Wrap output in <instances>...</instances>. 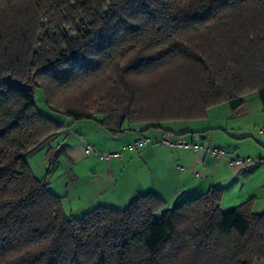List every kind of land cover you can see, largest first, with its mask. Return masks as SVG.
I'll return each mask as SVG.
<instances>
[{"label":"trees","instance_id":"16d2710c","mask_svg":"<svg viewBox=\"0 0 264 264\" xmlns=\"http://www.w3.org/2000/svg\"><path fill=\"white\" fill-rule=\"evenodd\" d=\"M37 91L50 111L112 135L221 103L237 115L251 93L264 107V0H0V264L264 262V212L250 199L222 210L217 188L169 208L145 193L67 214L46 182L64 126ZM47 140L39 179L25 155Z\"/></svg>","mask_w":264,"mask_h":264},{"label":"crops","instance_id":"0c3cea01","mask_svg":"<svg viewBox=\"0 0 264 264\" xmlns=\"http://www.w3.org/2000/svg\"><path fill=\"white\" fill-rule=\"evenodd\" d=\"M247 97L244 112L237 115L227 103H221L210 107L199 120L161 122L152 127L132 124L119 135L110 134L95 120H79L89 122L78 129L61 122L64 129L59 139L63 152L57 157V173L64 172L59 178L64 181V187L56 195L62 198L64 211L80 217L100 205L123 209L136 196L145 193H154L169 208L176 201L195 198L217 188L222 192V210L250 199L254 212H264V107L258 97L253 113L246 120L250 111ZM166 131L204 147H220L230 155L260 162L234 171L225 159L216 163L205 150L159 144L157 140ZM140 136L153 140L140 152L123 150L120 158L111 159L83 155L87 143L100 152H114ZM160 215L161 211L157 212L155 219Z\"/></svg>","mask_w":264,"mask_h":264},{"label":"built area","instance_id":"2783aa9c","mask_svg":"<svg viewBox=\"0 0 264 264\" xmlns=\"http://www.w3.org/2000/svg\"><path fill=\"white\" fill-rule=\"evenodd\" d=\"M107 5L108 4L105 3L104 7H106ZM85 23L86 22L83 21L82 25H80L81 30H84L86 28ZM65 30L68 33V36L70 37L75 36L70 27H66ZM43 34L44 31L41 29L37 34V38L38 39L42 38ZM39 50H40V45L38 40L35 46V51H39ZM152 141L153 140H151L148 137L140 136L134 139L133 141L125 144V146H123L121 150L114 152H100L93 145L87 143L83 148V155L86 157L96 155L100 159L120 158L122 156L123 150L140 152L144 146H146L148 143ZM157 142L161 145L190 149L192 151L205 150L209 154V156H211L216 161V163H218L220 159H225L228 166L232 168L234 171H241L244 169L251 168L260 162L259 160L251 157H239V156L230 155L225 149L220 147H216V146L204 147L199 143L187 141L186 139L179 137L169 131L164 132L163 135L157 140ZM179 169L182 171L184 170L182 167H180Z\"/></svg>","mask_w":264,"mask_h":264},{"label":"rangeland","instance_id":"374dc122","mask_svg":"<svg viewBox=\"0 0 264 264\" xmlns=\"http://www.w3.org/2000/svg\"><path fill=\"white\" fill-rule=\"evenodd\" d=\"M7 79H9V78H7ZM248 96L249 97H247V101L249 103L248 105H249V108H250L249 110L250 111H249V114L245 117L246 120H248V118L250 116V113H253L254 103L256 102V100H258V95L256 93H251ZM36 100H37L38 108L40 109V111L44 115H51L57 121L67 122V123H69L71 125V127L73 129H75V128L78 129V126L89 122V121H72V120H70L69 118L65 117L64 115H62L60 113L50 111L45 106V104L43 102V99H42V96H41L39 91L36 92ZM255 136H257V134H255ZM47 143H49L48 140L45 142V144H43V145L31 150L30 152H28L25 155V160L28 162V164L30 165L32 171L34 172V174L39 179H43L44 178L45 173L47 171V168L49 167L48 156L46 154L47 149H49V148L47 146H45V145H47ZM53 144H54V141L52 143H50V146H52ZM63 160H64V158L61 157L60 158V162L62 163ZM55 166L56 167H54V169L51 171V173H49V176L46 179V182H47V186H49V189L52 192H54L55 194L59 195L60 194V190L62 189V187H64V185H63L64 181H60L59 178H60V175H62V176L64 175V172H62V174H61V172L57 173V167H58V165H57V157H56V165ZM49 182H52V183L49 184ZM57 186H58V188H57ZM260 263L264 264V262H257L256 264H260Z\"/></svg>","mask_w":264,"mask_h":264},{"label":"water","instance_id":"95a60500","mask_svg":"<svg viewBox=\"0 0 264 264\" xmlns=\"http://www.w3.org/2000/svg\"><path fill=\"white\" fill-rule=\"evenodd\" d=\"M36 85H38L36 82H35Z\"/></svg>","mask_w":264,"mask_h":264}]
</instances>
